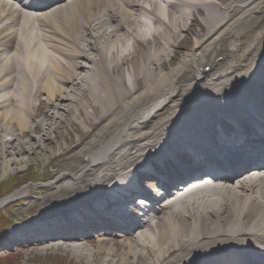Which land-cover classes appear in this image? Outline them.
<instances>
[{"label": "bare ground", "instance_id": "bare-ground-1", "mask_svg": "<svg viewBox=\"0 0 264 264\" xmlns=\"http://www.w3.org/2000/svg\"><path fill=\"white\" fill-rule=\"evenodd\" d=\"M74 113L91 137L45 204L82 216L63 241L121 219L118 264H264V0H0V172L53 159Z\"/></svg>", "mask_w": 264, "mask_h": 264}, {"label": "rangeland", "instance_id": "rangeland-1", "mask_svg": "<svg viewBox=\"0 0 264 264\" xmlns=\"http://www.w3.org/2000/svg\"><path fill=\"white\" fill-rule=\"evenodd\" d=\"M188 47V44H182L179 50L180 57L181 54L188 52ZM177 63L178 62L174 65ZM208 69L207 67L206 71H208ZM222 105L226 106V103L223 102ZM41 109L42 108H40L39 113H42ZM89 111L92 115V121H96L93 111ZM83 116V113L81 115L74 113L70 122L66 123L63 128L60 129L57 145L54 147L53 159L46 162L41 158H37L30 161L28 165L19 166L18 169H9L6 172H0V192L12 191L7 195V197L10 196L12 198L0 206V216L5 213L9 222L5 227L0 226V231L3 230L5 232L4 238L0 241V258L12 257L11 260L14 264L17 262L19 264H107L106 259L108 258L113 261L115 260L114 264H118L119 262H116L117 258H123L127 250H129V247H131L130 238H126L128 228L121 229L120 231L123 233L116 232V230L106 231L108 236H99L98 233L104 229L91 230L90 235H88L90 236L88 240H80L76 243L72 242L73 244L63 241L67 238H77V234L80 238L84 237L82 232L83 225H79V220L82 216L78 215L75 217L76 221H74L71 226L58 223L53 224L56 222L55 220L61 216L60 214H64L65 212L58 211L57 209L46 210L45 204L47 198L57 194L55 183L61 172V167L67 162L69 156L76 152L79 144L86 142L91 137L92 128L88 126V121L83 120ZM166 116L167 115L164 117ZM39 117H41V115ZM74 117L78 119L77 122H74ZM152 124L153 123H151L150 126ZM89 130L91 131L89 132ZM148 130L149 127L144 129V131ZM112 136L113 132L105 139L104 143H108ZM75 165H77V163ZM170 171L175 172V169L171 167ZM244 174H247V172ZM235 181L237 182V180ZM221 183L222 182L216 184ZM7 185L10 186L6 187V189L3 188V186ZM177 185L182 186L183 184ZM156 186L157 184H150L149 186H144L142 189L144 191L150 189L155 190L157 188ZM172 189L176 188L173 186ZM20 192L23 193L13 197ZM195 193L199 192H193L189 195L196 196ZM2 200L3 199L0 201ZM96 202V200L91 201L87 207L88 211L85 213L92 210L93 208L91 205H94ZM111 207L115 208L116 205L113 204L110 206V212ZM74 212L75 210L71 213ZM129 212H131L130 221L137 220V213H139V210L137 208H132ZM85 213H83V216ZM167 214V210L164 212L156 211L150 213L148 217L141 220L143 222L150 220L151 224L158 222L157 224L159 227L163 224ZM68 218L65 217V219ZM122 220L125 219L122 218ZM137 222L142 224L141 221ZM124 225L128 226L127 224ZM30 226H32V229L25 232L26 228ZM46 226L49 227L45 228ZM117 234H119V236H117ZM110 255L113 257L111 258Z\"/></svg>", "mask_w": 264, "mask_h": 264}, {"label": "trees", "instance_id": "trees-1", "mask_svg": "<svg viewBox=\"0 0 264 264\" xmlns=\"http://www.w3.org/2000/svg\"><path fill=\"white\" fill-rule=\"evenodd\" d=\"M10 185H7V186H3V188L6 189V187H9ZM4 192V191H3ZM12 191H5L4 193L0 192V199L9 195ZM11 223V222H10ZM9 222H8V219H7V216L5 213H3L1 216H0V226H3L5 227L6 225H8ZM5 236V232L3 230L0 231V241L4 238ZM12 257H5V258H0V264H14L12 263ZM16 264H19L18 262Z\"/></svg>", "mask_w": 264, "mask_h": 264}]
</instances>
